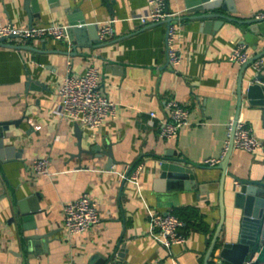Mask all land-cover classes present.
Returning a JSON list of instances; mask_svg holds the SVG:
<instances>
[{"label": "crops", "instance_id": "1", "mask_svg": "<svg viewBox=\"0 0 264 264\" xmlns=\"http://www.w3.org/2000/svg\"><path fill=\"white\" fill-rule=\"evenodd\" d=\"M26 1L0 0L2 22L71 25V20L81 24L82 16L87 25L112 20L115 33L101 41L99 28H92L81 43L71 32L72 51L67 42L51 37L0 42V122H12L0 138V264H221L219 251L207 257L221 219L223 170L205 162L223 156L228 125L237 112L242 65L229 60L233 49L244 42L253 56L264 52V34H258L256 47L246 40L247 23L264 12V0H232L223 12L233 20L217 28L191 19V0H167L169 11L181 14L177 48L183 60L176 69L166 54L167 23L140 24V17L149 13L147 0H38L37 11ZM70 56L76 75L95 62L101 90L119 104L117 117L99 130L63 112L58 91ZM255 75L251 66L242 74L240 112L262 148L234 149L229 158L222 245L257 235L233 193L236 180L264 176V109L245 95ZM171 99L189 108L191 125L164 139L159 129ZM151 112L157 115L154 126L148 125ZM110 148L113 165L106 153ZM37 156L50 158L51 176H32ZM164 160L193 169L196 185L186 186L187 180L180 179L170 191L156 189ZM139 164L144 166L139 184L122 179L126 165ZM203 184L207 187L201 189ZM84 194L99 201L101 219L65 241L64 205ZM176 210L186 222L187 241L166 248L153 238L150 213ZM35 234L48 239L29 245ZM257 236L244 264H264V237L260 232Z\"/></svg>", "mask_w": 264, "mask_h": 264}, {"label": "built area", "instance_id": "2", "mask_svg": "<svg viewBox=\"0 0 264 264\" xmlns=\"http://www.w3.org/2000/svg\"><path fill=\"white\" fill-rule=\"evenodd\" d=\"M149 13L140 17L141 26H150L159 23H167L166 54L169 65L176 69L182 62L183 57L177 48V20L181 17L180 12L172 13L168 9L167 0H147ZM254 20L264 21V12H257ZM79 27L82 24L78 25ZM73 26L69 24H49L47 26L17 27L12 23H3L0 19V42L8 38L31 40L36 38L51 37L65 41L72 51L74 40L71 36ZM99 39L106 41L114 36L113 21L98 24ZM253 55L248 51L246 43L238 44L232 51L229 60L240 65L247 63ZM256 75H264V59L260 58L251 64ZM67 75L59 87L62 97L63 112L72 121L79 123L92 130H99L107 121L117 117L119 104L113 101L101 90V74L95 64L92 63L83 75H76L73 70V57L67 61ZM168 118L162 122L159 133L164 139L175 137L183 127L191 125V111L185 105L176 100L166 102ZM155 112L150 113L148 125H155ZM229 140L221 158H212L205 163L208 166H216L228 153L231 136L233 135V148L248 152H256L262 148L261 140L247 126L243 114H239L235 121L233 117L229 122ZM51 160L48 157L37 156L32 160L31 174L35 178L51 176ZM144 166L139 164L136 168L126 165L121 173L123 180L139 184L140 173ZM238 185L239 182L235 181ZM101 219L100 203L90 194H84L80 198L67 202L64 205V218L61 224L63 239L72 241L79 235L92 229ZM150 226L153 238L166 248L174 245L185 244L187 235L184 231L186 222L172 212H151ZM247 261L246 264H250ZM113 264V263H108Z\"/></svg>", "mask_w": 264, "mask_h": 264}, {"label": "water", "instance_id": "3", "mask_svg": "<svg viewBox=\"0 0 264 264\" xmlns=\"http://www.w3.org/2000/svg\"><path fill=\"white\" fill-rule=\"evenodd\" d=\"M232 0H191L189 6L193 9V15L191 19L201 21L205 26L213 25L215 28L218 26H222L225 21L233 20L230 16L223 12L227 11L228 6H230ZM32 4V6L38 10V0H27L26 5ZM222 10V11H221ZM233 11V7L231 9ZM81 21L80 23L82 26H78L79 22H72L73 26L71 32L75 34V37L81 42L86 43L85 36L87 30L92 28H97L98 25H87L85 18L81 16L79 18ZM75 21V20H74ZM77 21V20H76ZM170 22V20L167 21ZM212 23V24H211ZM247 26L248 33L246 34V40L249 44H255L259 41L258 34H264V21L252 20L249 21ZM32 26V24H31ZM264 56V52L253 56L247 63L242 65V74L248 66L262 58ZM242 74L239 78L237 94H238V106L237 112L235 114V121L238 119L240 111H241V104H242V97H243V80ZM264 75L258 74L253 76L252 80L249 82L246 88L245 95L249 99L251 104L259 105L264 109ZM36 84L39 83L38 81L35 82ZM12 122H0V138H1V131H9V126ZM79 128V125H77ZM2 140L0 139V147H2ZM233 135L231 136L230 146L228 153L224 157V159L220 162L219 166L223 170V175L220 180V208H221V219L218 225L217 231L215 233L214 239L212 241L210 250L208 252L207 259L211 256L213 251H219V258L221 264H244L247 257L251 254L252 250L256 248L258 244V233H262L264 237V176L260 179H240L236 180L239 182V186H235L233 189L234 197H235V204L237 207L242 208L244 221H249L254 224L255 230H257L256 238H252V240H246L240 237L239 241L234 243H223L221 244L219 238L220 233L223 228V224L225 221V203H224V195H225V176L227 172V167L229 163V158L233 152ZM1 153V152H0ZM110 157L111 160L109 165H113V153L111 148L108 152H106ZM160 178L156 180V189L161 190L162 188L167 191L172 189V186L177 182L176 180L184 179L187 180L185 182L186 186H194L196 185V174L194 173L193 169L184 165L181 162H174L169 160H164L160 164ZM164 185V187H163ZM203 187H207L206 184L201 185V189ZM158 189V190H159ZM162 189V190H163ZM261 235V234H260ZM45 239L47 241L48 236L42 234H35L29 238V245H35V243Z\"/></svg>", "mask_w": 264, "mask_h": 264}, {"label": "trees", "instance_id": "4", "mask_svg": "<svg viewBox=\"0 0 264 264\" xmlns=\"http://www.w3.org/2000/svg\"><path fill=\"white\" fill-rule=\"evenodd\" d=\"M175 214H176L177 216H179L181 219H183V217H182V213L180 212V210H176V211H175Z\"/></svg>", "mask_w": 264, "mask_h": 264}]
</instances>
